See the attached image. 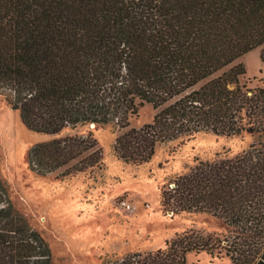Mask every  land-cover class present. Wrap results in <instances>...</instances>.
Returning <instances> with one entry per match:
<instances>
[{
  "label": "trees",
  "instance_id": "obj_1",
  "mask_svg": "<svg viewBox=\"0 0 264 264\" xmlns=\"http://www.w3.org/2000/svg\"><path fill=\"white\" fill-rule=\"evenodd\" d=\"M264 45V0H0V96L31 132L57 135L80 125L128 127L144 104L150 123L115 139L114 155L147 163L159 144L199 132L264 135V86L239 83V57ZM260 59L264 63V48ZM90 136L34 145L30 169L63 176L101 169ZM173 185V187H169ZM173 213H212L264 230V146L199 161L161 191ZM212 235L188 232L154 252L105 264H186L212 254ZM231 264H254L242 252ZM264 260V250L258 256ZM0 264H52L43 236L13 204L0 176ZM259 264V263H258Z\"/></svg>",
  "mask_w": 264,
  "mask_h": 264
},
{
  "label": "rangeland",
  "instance_id": "obj_2",
  "mask_svg": "<svg viewBox=\"0 0 264 264\" xmlns=\"http://www.w3.org/2000/svg\"><path fill=\"white\" fill-rule=\"evenodd\" d=\"M263 48L239 57L224 70L242 64L245 74L239 83L250 89L264 86ZM156 112L144 104L124 129L87 124L43 135L29 131L19 112L0 96V176L15 207L48 243L52 264H105L134 252L164 249L167 241L188 232L212 235L218 243L211 255L188 253L186 264H226L231 262L228 255L238 251L249 259L258 258L264 249V230L253 237L250 225L228 224L220 215L166 211L161 191L199 161L232 158L252 146H264V135L228 137L199 132L157 145L147 163L118 159L113 153L115 139L150 123ZM68 136L95 139L102 152L101 169L73 176H63L72 164L46 175L30 169V148Z\"/></svg>",
  "mask_w": 264,
  "mask_h": 264
},
{
  "label": "crops",
  "instance_id": "obj_3",
  "mask_svg": "<svg viewBox=\"0 0 264 264\" xmlns=\"http://www.w3.org/2000/svg\"><path fill=\"white\" fill-rule=\"evenodd\" d=\"M264 250V249H263ZM263 250L261 251V253L263 252ZM264 264V260H261V258L260 257H258L256 260H255V262H254V264ZM226 264H231V262L229 261V262H227Z\"/></svg>",
  "mask_w": 264,
  "mask_h": 264
},
{
  "label": "water",
  "instance_id": "obj_4",
  "mask_svg": "<svg viewBox=\"0 0 264 264\" xmlns=\"http://www.w3.org/2000/svg\"><path fill=\"white\" fill-rule=\"evenodd\" d=\"M93 125V124H92Z\"/></svg>",
  "mask_w": 264,
  "mask_h": 264
}]
</instances>
